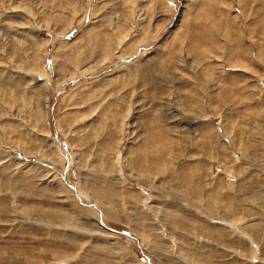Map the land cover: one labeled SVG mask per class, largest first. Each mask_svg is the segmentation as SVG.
Instances as JSON below:
<instances>
[{"label": "rangeland", "instance_id": "374dc122", "mask_svg": "<svg viewBox=\"0 0 264 264\" xmlns=\"http://www.w3.org/2000/svg\"><path fill=\"white\" fill-rule=\"evenodd\" d=\"M0 264H264V0H0Z\"/></svg>", "mask_w": 264, "mask_h": 264}]
</instances>
